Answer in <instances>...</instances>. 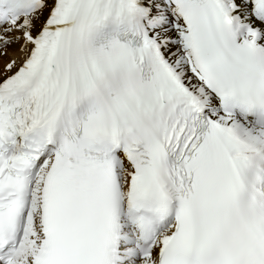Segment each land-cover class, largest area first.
<instances>
[{"label":"snow or ice","instance_id":"snow-or-ice-1","mask_svg":"<svg viewBox=\"0 0 264 264\" xmlns=\"http://www.w3.org/2000/svg\"><path fill=\"white\" fill-rule=\"evenodd\" d=\"M0 264H264V0H0Z\"/></svg>","mask_w":264,"mask_h":264}]
</instances>
